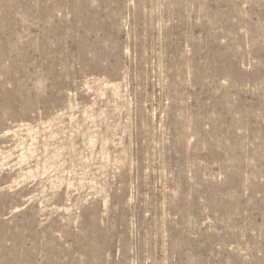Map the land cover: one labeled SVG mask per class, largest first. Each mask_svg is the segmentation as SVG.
<instances>
[{
    "label": "rangeland",
    "instance_id": "obj_1",
    "mask_svg": "<svg viewBox=\"0 0 264 264\" xmlns=\"http://www.w3.org/2000/svg\"><path fill=\"white\" fill-rule=\"evenodd\" d=\"M0 264H264V0H0Z\"/></svg>",
    "mask_w": 264,
    "mask_h": 264
}]
</instances>
